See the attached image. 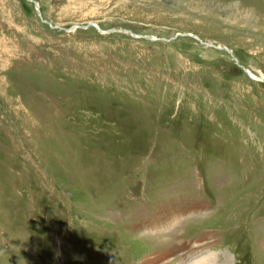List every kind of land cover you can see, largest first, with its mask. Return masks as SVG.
I'll list each match as a JSON object with an SVG mask.
<instances>
[{"label":"rangeland","instance_id":"obj_1","mask_svg":"<svg viewBox=\"0 0 264 264\" xmlns=\"http://www.w3.org/2000/svg\"><path fill=\"white\" fill-rule=\"evenodd\" d=\"M162 251L264 264V0H0V264Z\"/></svg>","mask_w":264,"mask_h":264},{"label":"bare ground","instance_id":"obj_2","mask_svg":"<svg viewBox=\"0 0 264 264\" xmlns=\"http://www.w3.org/2000/svg\"><path fill=\"white\" fill-rule=\"evenodd\" d=\"M195 205H196V202H195L194 206ZM176 207H177V209H176L177 212H178L179 209H185V208H182V207L180 208L179 206H176ZM175 221H176L175 216H173V221L172 222H175ZM172 245H175V243L172 244ZM175 246L177 247V254L179 252H181L182 261L185 260V259H187L188 258V254L186 255V253H187V249H188L187 248L188 247V244H186V242H183L180 245V247H181L180 249H179V246H177V245H175ZM171 255H172V253L170 251H166V252L165 251L164 252L163 251L162 252H156L154 254V257L150 261L152 262V264H166L171 259ZM178 256H179V254H178ZM179 259H181L180 256H179ZM189 264H217V261L215 260V257L211 256V254H206V255H204L202 258H200L198 260H195L194 259L193 262L191 260V262Z\"/></svg>","mask_w":264,"mask_h":264},{"label":"water","instance_id":"obj_3","mask_svg":"<svg viewBox=\"0 0 264 264\" xmlns=\"http://www.w3.org/2000/svg\"><path fill=\"white\" fill-rule=\"evenodd\" d=\"M34 2H35V4H36L37 8H39V4H38V2H37V1H34Z\"/></svg>","mask_w":264,"mask_h":264}]
</instances>
